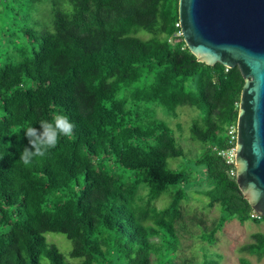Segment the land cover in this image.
I'll return each mask as SVG.
<instances>
[{"label": "trees", "instance_id": "1", "mask_svg": "<svg viewBox=\"0 0 264 264\" xmlns=\"http://www.w3.org/2000/svg\"><path fill=\"white\" fill-rule=\"evenodd\" d=\"M178 22V0H0V264H221L208 247L225 222L264 219L218 154L241 72L170 41ZM182 105L199 111L194 157L167 120ZM57 113L73 135L25 166L23 128ZM48 232L71 242L68 258ZM251 236L238 250L260 259L264 234Z\"/></svg>", "mask_w": 264, "mask_h": 264}, {"label": "water", "instance_id": "2", "mask_svg": "<svg viewBox=\"0 0 264 264\" xmlns=\"http://www.w3.org/2000/svg\"><path fill=\"white\" fill-rule=\"evenodd\" d=\"M178 19L197 60L241 72L235 175L254 212L264 216V0H178Z\"/></svg>", "mask_w": 264, "mask_h": 264}, {"label": "rangeland", "instance_id": "3", "mask_svg": "<svg viewBox=\"0 0 264 264\" xmlns=\"http://www.w3.org/2000/svg\"><path fill=\"white\" fill-rule=\"evenodd\" d=\"M143 38H147V33L141 32L139 34ZM177 116L168 118L170 125L175 129V134L179 143L184 148V151L189 153V157L197 155L201 149V145L196 141H192L189 138V127L192 119L198 114V110L190 105H182L177 107ZM180 126H177V125ZM197 194H194L196 196ZM158 206L164 204L163 200L157 202ZM187 206L191 208H200L201 202L189 200ZM207 220L216 218L219 215L217 207H212L205 211ZM261 232L264 234V219L262 218L258 222L248 220L243 224L237 219H232L225 222L223 228L216 233V241L213 245H209V252L216 253L220 256L221 264H239V258L245 257L253 264H264V256L260 259L256 255H251L247 252H240L238 249L240 246L253 241L252 233ZM46 238L49 242H53L68 258V251L71 249V242L61 233H46ZM196 243L193 244L191 240H186L182 246V254L184 256H193L196 249ZM197 260L201 259V256L197 254ZM70 260V259H69Z\"/></svg>", "mask_w": 264, "mask_h": 264}, {"label": "clouds", "instance_id": "4", "mask_svg": "<svg viewBox=\"0 0 264 264\" xmlns=\"http://www.w3.org/2000/svg\"><path fill=\"white\" fill-rule=\"evenodd\" d=\"M38 123L40 129L33 126L23 128L29 146L20 153L19 160L25 166L30 165L34 159L44 158L50 150L56 148L61 137H71L75 128L68 116L59 113L51 121L41 119Z\"/></svg>", "mask_w": 264, "mask_h": 264}, {"label": "built area", "instance_id": "5", "mask_svg": "<svg viewBox=\"0 0 264 264\" xmlns=\"http://www.w3.org/2000/svg\"><path fill=\"white\" fill-rule=\"evenodd\" d=\"M176 26L179 27V30L173 34V37L170 39V41H180L182 37L180 22L176 23ZM226 134L229 138L228 147L218 150V154L223 156L227 162L234 164L236 156V122L231 123L227 126ZM230 174L234 175V172L231 171Z\"/></svg>", "mask_w": 264, "mask_h": 264}]
</instances>
